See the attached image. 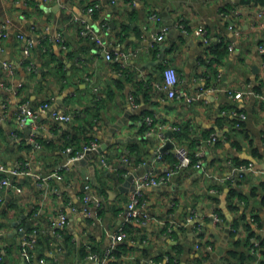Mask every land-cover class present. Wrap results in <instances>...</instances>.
Wrapping results in <instances>:
<instances>
[{"label":"crops","instance_id":"1","mask_svg":"<svg viewBox=\"0 0 264 264\" xmlns=\"http://www.w3.org/2000/svg\"><path fill=\"white\" fill-rule=\"evenodd\" d=\"M242 1L0 0V60L11 66L0 68V162L53 174L45 184L18 175L13 180L22 192L2 189L0 264H43L39 253L22 249L23 230L34 225L50 238L43 248L46 264H163L170 258L226 264L228 252L246 250L249 237L254 246L264 242V193L240 197L264 180V5ZM153 12L160 20L151 19ZM84 19L104 46L80 34ZM164 27V38L156 39ZM198 27L213 44L228 46L214 66L203 62L213 56L207 54L210 42L195 34ZM29 38L37 41L27 55ZM117 51L137 54L107 57ZM165 61L177 69L178 90L191 101L159 87ZM230 91L243 94L234 98ZM45 101L51 105L41 111ZM24 102L38 110L21 125L17 112ZM52 109L72 112L74 119L58 120ZM144 124L149 128L143 131ZM162 124L190 131V138L166 140V154L172 151L177 160L174 147L194 143L205 153L204 164L178 170L164 187L144 186L138 205L152 220L128 221L136 178L146 171L160 174L173 162L157 159ZM92 138L98 148L80 163L72 160ZM131 142H140L141 155L130 151ZM248 160L252 168L245 167ZM87 174L95 197L84 201ZM232 187L238 194L230 209ZM220 211L224 219L217 218ZM61 212L67 215L64 226ZM119 228L126 235L106 256ZM253 249L248 264H260L262 255Z\"/></svg>","mask_w":264,"mask_h":264},{"label":"built area","instance_id":"2","mask_svg":"<svg viewBox=\"0 0 264 264\" xmlns=\"http://www.w3.org/2000/svg\"><path fill=\"white\" fill-rule=\"evenodd\" d=\"M40 1H52V0H40ZM112 2H116V0H112ZM98 6V3L93 4L91 6L88 7V13L93 14L96 10V7ZM151 19H155V20H160V15L156 12H153L150 14ZM82 28L80 30V34L82 36L85 37H89L91 39H94L95 42L98 45L104 46L105 43L102 40V38L98 35V33L96 32V30L91 26L90 23H88L87 20H83L82 21ZM179 26L181 28H184L183 24H179ZM168 27H164L163 31L156 35V39L158 40H162L164 38V34L167 32ZM195 34L199 37L202 38L203 42L205 44H208L210 42V36L208 35L207 31L205 29H203L202 27H198L195 31ZM7 33L4 32V35H6ZM22 38L24 37L23 35H20ZM27 43H26V47H25V53L28 55L31 52V49L33 47V45L36 43V39L33 38H29L26 39ZM260 49L262 51H264V44L260 45ZM137 54V52H133V51H117L115 52L114 55H112L111 53L107 54L108 58H116V59H128L129 57H131L132 55ZM165 69L163 71V79L161 81L158 82V85L160 88L167 90L169 97H184L186 98L188 101H191V97L188 95L186 90H178V85L181 81L180 75L177 71V69L174 66L169 65V63L167 61H165ZM4 66L6 68H11V66L7 63H4ZM242 92L241 91H237V92H233L230 91V95L233 96L234 98H240L242 96ZM135 98V96L133 95L132 98ZM51 103L49 101H45L42 104H40L39 109L41 111H44L46 109H48L50 107ZM38 110V109H37ZM37 110L32 108L28 102H24L20 105L17 115H18V121L21 125H24L26 123H28L30 120H32L33 118H35L36 114H37ZM236 113V112H235ZM51 115L61 121H65V122H70L74 119V113L69 112L67 110H57V109H52L51 110ZM173 130V131H178L180 130V127L178 125H166V124H162L159 126V131H158V135L160 138V141L162 142L161 145L159 146V152L157 154V159L158 160H162L165 159V154H166V150H163L162 147L164 146V143L166 140H168L170 137L167 136V131L168 130ZM172 131V132H173ZM15 136H16V132H15ZM98 148V143L96 140H91L88 144H86L84 146V148L77 152V154L75 156L72 157V160H80L83 159L85 157V155L88 152H91L93 150H96ZM174 151H175V155L177 156V162L174 164H171V166L169 167H165V169L160 173V174H154L151 171H146L142 174H140L137 178H136V189L132 195V198L129 202L128 205V211H127V219L128 221H136L139 223H148L149 221L152 220V216L150 214H148L147 212H144L140 209L138 203H139V199L142 197L143 191L142 188L146 185H153V186H157V185H163L166 184L171 177L180 169L182 168H188L190 166H195L197 168H200L203 164H204V159H205V153L203 150H197L194 154V160L191 157V155L189 154V151L187 149V147L185 146H176L174 147ZM247 168H252L253 164L249 162V164L247 166H245ZM0 173H2L3 175H0V203L3 201V194H2V189L8 186H12L14 188L17 189L18 192H22L23 188L22 186H20L18 183L14 182V178L18 175H30L31 177L35 178L39 184H45L48 182V179H50L53 174H48V175H42L38 172H34L30 169H8L6 167V165H4L3 163L0 162ZM85 184H84V194H83V200L84 201H89L91 200L93 197H95V194L92 190V184H91V176L89 174H87L85 176ZM218 219H221L217 216ZM67 219V215L64 212H61L60 215V225L64 226L65 220ZM39 231L38 229H35V232ZM126 235V231L124 230V228H119L118 230L115 231V233L113 234V238H114V242L113 245L111 247H109L106 251L105 254L106 256H109L111 253L114 252L115 250V243L116 241H120L123 240L124 237ZM59 236H61L59 234ZM26 242L28 243L27 239L25 238L24 240V245L26 244ZM32 246V244H31ZM28 252V251H27ZM26 255H29L26 253ZM39 261L43 264H46V258L45 257H40ZM26 264H31V263H26Z\"/></svg>","mask_w":264,"mask_h":264},{"label":"trees","instance_id":"3","mask_svg":"<svg viewBox=\"0 0 264 264\" xmlns=\"http://www.w3.org/2000/svg\"><path fill=\"white\" fill-rule=\"evenodd\" d=\"M250 0H243L242 2L244 3H247L249 2ZM255 2L257 3H261L264 5V0H254ZM226 51H228V46L225 45L224 43H212L210 42L209 45L207 46V54L208 55H212L213 57H211V59H207L206 58H203V62L205 63L206 60L208 62V64H211V66H214L215 65V62H218L221 57H223L226 53ZM241 125H243V122H241ZM149 126L148 125H143V128L142 130H146L148 129ZM177 137L179 138L180 136H183L184 138L188 137L190 138V131L186 128H180V130L178 131H173L172 132V136L171 137ZM92 140H95L92 138ZM190 148H188V151H189V154L191 155V157L193 158V160L195 159L194 158V154L196 152V150L194 149L195 148V145L194 143H192V145H189ZM130 151L131 152H135V151H138V155H141L139 154V148L141 147L140 145V142H131L130 145ZM262 153H259V155H261ZM165 157H167V159H171L172 164L176 163L177 160L175 159L174 155H173V152H168L167 154H165ZM247 164H249V160L246 161ZM246 172H243L240 177H244L246 174H244ZM228 183H232L231 180H228ZM264 193V180L260 182V184L258 186H255L251 189L250 193L249 194H241L240 197L242 199H247V195H251V196H257V195H262ZM235 194H238V190L234 187L230 188V191L228 192V202H229V207L230 209H233L235 207V204L233 203L232 201V196L235 195ZM262 201H263V204H264V194L262 195ZM219 216L220 218H225V213L223 211H220L219 212ZM235 226H238V221L236 220ZM3 227V224H0V229ZM245 227L248 228V229H252V227L250 225H246L245 224ZM39 227L37 225H34V226H30L26 229L23 230L24 232V235H25V238L27 239L28 243L26 242L25 245H23L22 249H27L28 250V253L30 254H37L39 253L38 257H43L44 256V243L46 242H49L50 238L47 236V235H44L40 230L35 232V229H38ZM252 235H255V232L254 230H252L250 232V236ZM32 244V246H31ZM254 242L252 240V238L250 239V237L245 241V248L246 250H243L241 248H236V249H233V250H230L227 254V256L224 258L225 260V263L226 264H248V262H252V260L254 259L252 254H250L249 251H252L254 250L253 248L256 247V249H259V252L260 254L262 255V258H261V262L260 264H264V242H262L260 244V246H254ZM248 249V251H247ZM115 252V251H114ZM113 252V254H115ZM103 264H114V260L113 259H110L108 260L107 263H103ZM163 264H177L173 261V258H170L169 261H165Z\"/></svg>","mask_w":264,"mask_h":264},{"label":"water","instance_id":"4","mask_svg":"<svg viewBox=\"0 0 264 264\" xmlns=\"http://www.w3.org/2000/svg\"><path fill=\"white\" fill-rule=\"evenodd\" d=\"M3 64H4L3 60H0V68H1V66H3ZM168 146H170L169 143H168V145L164 146L163 149H167ZM76 162H77V163H80V161H78V160H77ZM259 167H261V165H259ZM157 186H158V187H164V186H161V185H157ZM154 187H156V186H154ZM222 198H223L222 208L224 209L225 213H226L228 216H230V213H229V211H228V207H227V205H226V195H223ZM226 225H227L228 230H231V229H230V221H229V220L226 221Z\"/></svg>","mask_w":264,"mask_h":264}]
</instances>
